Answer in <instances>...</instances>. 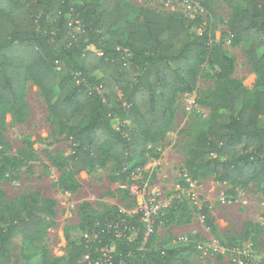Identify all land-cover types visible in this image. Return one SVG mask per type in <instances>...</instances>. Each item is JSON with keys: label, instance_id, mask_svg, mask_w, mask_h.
<instances>
[{"label": "trees", "instance_id": "1", "mask_svg": "<svg viewBox=\"0 0 264 264\" xmlns=\"http://www.w3.org/2000/svg\"><path fill=\"white\" fill-rule=\"evenodd\" d=\"M223 1L233 10V42L248 44L246 55L258 76L253 91L232 77L234 60L220 44L213 47L207 32L190 33L183 19L146 8L132 15L125 0H0V132L7 113L24 121L25 88L32 81L74 146L63 189L75 187V175L109 161L116 166L115 180L131 179L145 165L141 158L149 146L170 127L175 98L195 88L199 68L207 62L217 87L206 102L211 115L190 149L187 174L193 180L214 175L218 182L242 187L254 182L264 194V0ZM75 23L80 31L73 30ZM11 164L0 148V181ZM44 203L53 215L55 201ZM44 203L34 195L18 201L0 198V264H28L37 255L27 251V244L44 235ZM202 215L215 234L207 205ZM110 221H119V230L138 229L137 239L130 240L129 231L117 237L114 230L89 244L83 236L73 243L72 264H86L89 252L100 255L110 239L117 245L114 264L121 259L129 264H198L190 259L198 252L195 240L138 250L144 224L139 215L118 208L91 216L85 229ZM63 262L62 257L49 260L44 251L38 264Z\"/></svg>", "mask_w": 264, "mask_h": 264}, {"label": "rangeland", "instance_id": "2", "mask_svg": "<svg viewBox=\"0 0 264 264\" xmlns=\"http://www.w3.org/2000/svg\"><path fill=\"white\" fill-rule=\"evenodd\" d=\"M125 1L132 6V15L146 8L183 19L192 34L207 32L210 44L213 47L220 44V49L233 58L232 77L250 91L255 89L258 76L246 55L248 44L233 42L230 31L233 10L223 0ZM216 87V77L206 62L199 68L195 88L175 98L173 121L141 158L145 165L138 169L137 176L121 179L122 184L121 180H115V163L109 161L75 175V187L65 190L62 181L69 174L74 146L71 139L60 132L40 89L29 81L25 88L24 121L7 113L0 132V148L12 163L7 178L0 181V198L18 201L23 196L34 195L41 203L47 199L55 201L53 215L48 211L49 204L44 203V235L27 244L29 253H37L28 264L41 263L44 251L49 260L62 257L63 264H72L69 257L73 243H80L85 237L88 232L85 223L91 216H103L113 208L132 217L140 216L143 197L148 199L155 192L159 193L156 199L168 206L164 208L148 249L181 245L183 239L188 238L202 246L190 258L198 264L263 261V192L254 182L242 187L233 182H218L214 175L193 180L185 167L198 134L208 126L211 110L206 102L210 101ZM204 205L215 219V234L204 221ZM137 236L138 229L132 234L133 240ZM249 242L253 246L251 256L246 257L244 250H249ZM215 244L220 246V251L213 248ZM144 249L141 243L138 250ZM130 254L132 256L133 252Z\"/></svg>", "mask_w": 264, "mask_h": 264}, {"label": "built area", "instance_id": "3", "mask_svg": "<svg viewBox=\"0 0 264 264\" xmlns=\"http://www.w3.org/2000/svg\"><path fill=\"white\" fill-rule=\"evenodd\" d=\"M74 31H80V27L77 23H75V26L73 27ZM91 46L93 45H89L88 48L92 49V50H96V48H92ZM94 47V46H93ZM79 81V80H78ZM140 169V168H138ZM136 170L134 176H137L136 173H139V170ZM123 184V183H122ZM193 183H191L192 185ZM124 187V185H122ZM132 192L134 193L135 190L133 189V187H131ZM145 194V191H144ZM156 194H159L158 192H155L153 194H150L148 199L144 198L142 199V203L140 205V219L144 224V240L142 241V247L145 248L144 250H148V241L151 237V235L154 233V224L156 222L157 219H159L164 212V208L168 206L167 203H163L162 200H157L156 199ZM118 227H121V223L119 221H110L108 223L105 224V226L102 225H98V228L93 229L92 231H88L85 234V239L86 242L89 243H93L96 240H100V233H105L106 231L110 232L111 230L115 231V235L117 237H120L121 235H123L124 233H126V231L131 232L129 235V239L133 240L132 238V234L133 232L135 233L136 229L133 228H129L127 226H124L123 228H121L120 230L118 229ZM183 241H189L188 238H184ZM116 242L114 239H110L107 245H104L101 248V253L100 255H93L91 252H89L87 255H85V263L86 264H114V258H113V252L116 250ZM253 246L252 242H249L248 244V251L247 249L244 250V256L246 257H250L251 256V247ZM202 246L198 243V248H201ZM213 248L217 251H220V246L215 244L213 246ZM129 257L131 256V254H128ZM116 264H129L127 260L125 259H121L119 260Z\"/></svg>", "mask_w": 264, "mask_h": 264}]
</instances>
